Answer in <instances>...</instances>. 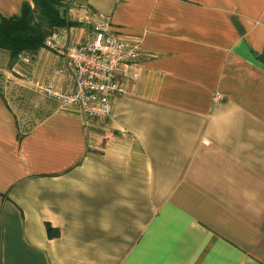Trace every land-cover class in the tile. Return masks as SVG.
<instances>
[{
    "label": "crops",
    "instance_id": "0c3cea01",
    "mask_svg": "<svg viewBox=\"0 0 264 264\" xmlns=\"http://www.w3.org/2000/svg\"><path fill=\"white\" fill-rule=\"evenodd\" d=\"M77 2L139 74L105 118L53 100L27 129L0 81V264H264V0ZM56 56L38 77L71 90Z\"/></svg>",
    "mask_w": 264,
    "mask_h": 264
},
{
    "label": "built area",
    "instance_id": "2783aa9c",
    "mask_svg": "<svg viewBox=\"0 0 264 264\" xmlns=\"http://www.w3.org/2000/svg\"><path fill=\"white\" fill-rule=\"evenodd\" d=\"M45 48L64 59L73 89L65 90L41 78L30 86L88 118L109 116L111 99L125 91L130 77L137 78L139 74L137 70L131 72V68L141 56L140 42L121 35L102 14L96 16L86 34L73 27L54 31L46 38Z\"/></svg>",
    "mask_w": 264,
    "mask_h": 264
},
{
    "label": "rangeland",
    "instance_id": "374dc122",
    "mask_svg": "<svg viewBox=\"0 0 264 264\" xmlns=\"http://www.w3.org/2000/svg\"><path fill=\"white\" fill-rule=\"evenodd\" d=\"M64 11L69 23H74L73 27L82 28L83 34L89 31L90 24L84 20L85 17L81 13V6L77 0L67 2ZM44 49L49 53L43 56L21 55L29 57L30 60L28 62L23 61L21 57L12 55L8 51L0 50V68L3 73V76H1L2 74L0 75V81H6L8 85L6 93L9 102L19 116L23 128L26 129L53 110L54 99L38 94L31 86L27 85L29 82L40 78L38 76L41 67H48L50 63H53V61H50V59H53V57L51 58L53 51ZM56 57L61 56L57 55Z\"/></svg>",
    "mask_w": 264,
    "mask_h": 264
},
{
    "label": "trees",
    "instance_id": "16d2710c",
    "mask_svg": "<svg viewBox=\"0 0 264 264\" xmlns=\"http://www.w3.org/2000/svg\"><path fill=\"white\" fill-rule=\"evenodd\" d=\"M31 1L33 5L24 1L18 14L10 17L0 14V50L16 57L37 55L45 48L49 35L73 24L67 20L64 10L67 2L75 0Z\"/></svg>",
    "mask_w": 264,
    "mask_h": 264
}]
</instances>
